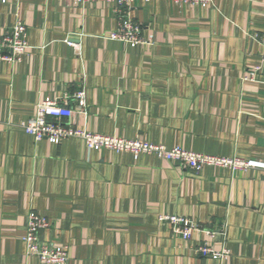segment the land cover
Listing matches in <instances>:
<instances>
[{"label":"crops","instance_id":"1","mask_svg":"<svg viewBox=\"0 0 264 264\" xmlns=\"http://www.w3.org/2000/svg\"><path fill=\"white\" fill-rule=\"evenodd\" d=\"M212 2L134 0L152 38L138 48L109 38L118 23L106 2H0V35L21 19L31 46L21 62H0V264H44L26 254L31 211L51 222L42 241L69 247L67 264H264V171L197 174L153 154L87 150L76 137L36 141L21 125L42 97L84 87L87 114L75 121L92 132L264 161V65L243 81L262 63L252 36L264 31V0ZM160 215L214 236L184 239ZM206 240L230 256H200Z\"/></svg>","mask_w":264,"mask_h":264},{"label":"built area","instance_id":"2","mask_svg":"<svg viewBox=\"0 0 264 264\" xmlns=\"http://www.w3.org/2000/svg\"><path fill=\"white\" fill-rule=\"evenodd\" d=\"M22 0H0L2 3L19 4ZM72 4H85L94 2H106L113 6L117 28L110 35L112 40H118L132 48L149 46L152 38L142 35V26L132 16L134 0H68ZM176 3H185L208 7L213 4L212 0H174ZM263 47L262 63L254 66L243 75V81H256L258 72L263 70L264 65V31L252 36ZM76 49L79 45L67 40ZM31 48L28 41L27 24L17 19L14 24L6 28L0 35V62L17 63L23 60ZM74 102L70 107L68 101ZM86 90L84 87L74 93H66L61 97L44 96L36 104L34 114L21 125L24 130L32 135L36 141L43 139L51 143L59 144L68 138H80L87 150L107 149L113 152H129L135 158L140 154H153L158 158L179 164L182 168L199 174L207 166H215L234 170L258 169L264 171V161L260 159H244L240 157H219L188 150L181 146L168 148L164 144H154L142 139H127L120 136H112L92 132L75 121L78 115L87 114ZM162 223L172 225L174 232L189 239L193 231H205L209 237L214 236V231L205 229L194 220L178 215H160ZM51 226L50 220L36 212L31 211L28 215V228L24 236L26 254L36 256L44 264H67L69 261V247L64 244L42 241L39 237L41 229ZM200 256L213 259H225L230 256V250L222 244L220 249L215 248L208 240L199 244L196 248Z\"/></svg>","mask_w":264,"mask_h":264}]
</instances>
